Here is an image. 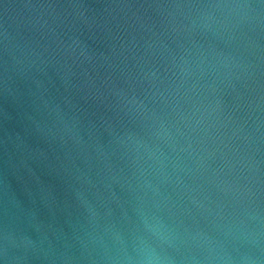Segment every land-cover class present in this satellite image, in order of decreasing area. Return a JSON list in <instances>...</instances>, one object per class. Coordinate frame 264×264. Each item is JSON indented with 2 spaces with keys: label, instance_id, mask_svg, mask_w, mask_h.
Returning <instances> with one entry per match:
<instances>
[{
  "label": "water",
  "instance_id": "water-1",
  "mask_svg": "<svg viewBox=\"0 0 264 264\" xmlns=\"http://www.w3.org/2000/svg\"><path fill=\"white\" fill-rule=\"evenodd\" d=\"M0 264H264V0H0Z\"/></svg>",
  "mask_w": 264,
  "mask_h": 264
}]
</instances>
